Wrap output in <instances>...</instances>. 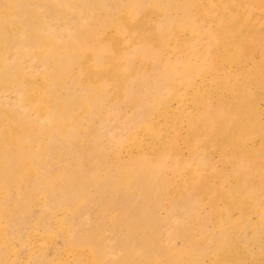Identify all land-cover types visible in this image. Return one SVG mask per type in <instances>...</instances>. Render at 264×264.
<instances>
[{
  "label": "rangeland",
  "instance_id": "374dc122",
  "mask_svg": "<svg viewBox=\"0 0 264 264\" xmlns=\"http://www.w3.org/2000/svg\"><path fill=\"white\" fill-rule=\"evenodd\" d=\"M0 264H264V0H0Z\"/></svg>",
  "mask_w": 264,
  "mask_h": 264
}]
</instances>
